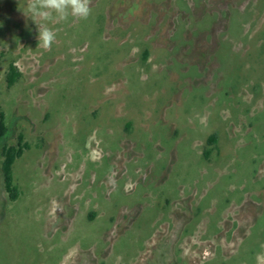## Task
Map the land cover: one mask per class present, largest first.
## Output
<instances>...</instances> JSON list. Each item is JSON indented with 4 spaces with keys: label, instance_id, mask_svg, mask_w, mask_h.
Wrapping results in <instances>:
<instances>
[{
    "label": "rangeland",
    "instance_id": "obj_1",
    "mask_svg": "<svg viewBox=\"0 0 264 264\" xmlns=\"http://www.w3.org/2000/svg\"><path fill=\"white\" fill-rule=\"evenodd\" d=\"M26 5L0 0V150L28 144L0 264H264V0H92L49 50Z\"/></svg>",
    "mask_w": 264,
    "mask_h": 264
},
{
    "label": "clouds",
    "instance_id": "obj_2",
    "mask_svg": "<svg viewBox=\"0 0 264 264\" xmlns=\"http://www.w3.org/2000/svg\"><path fill=\"white\" fill-rule=\"evenodd\" d=\"M92 0H27L25 15L37 26L38 46L49 50L55 43L58 29L49 27L66 22L69 17L87 20L92 13Z\"/></svg>",
    "mask_w": 264,
    "mask_h": 264
},
{
    "label": "trees",
    "instance_id": "obj_3",
    "mask_svg": "<svg viewBox=\"0 0 264 264\" xmlns=\"http://www.w3.org/2000/svg\"><path fill=\"white\" fill-rule=\"evenodd\" d=\"M20 77V72L13 63H9L7 71L5 73V82L7 86L14 84ZM7 133V125L4 121V114L0 111V140ZM210 143L215 141V136L211 135L208 138ZM28 144L23 141L21 134L18 135L17 141L11 144H5L0 150V169L2 172L3 186L8 193L10 199L14 200L17 197L16 186L13 184L12 179V165L16 158L20 157Z\"/></svg>",
    "mask_w": 264,
    "mask_h": 264
},
{
    "label": "bare ground",
    "instance_id": "obj_4",
    "mask_svg": "<svg viewBox=\"0 0 264 264\" xmlns=\"http://www.w3.org/2000/svg\"><path fill=\"white\" fill-rule=\"evenodd\" d=\"M175 223V222H174ZM179 225V224H178ZM176 226V225H175ZM176 232H177V230H176ZM170 235V234H169ZM169 238V237H168ZM171 241V240H170ZM169 241V242H170ZM172 242V241H171ZM162 244V243H161ZM158 245H160V243L158 244ZM160 247V246H159ZM200 247V246H199ZM170 248H172V247H170ZM189 248V247H188ZM170 250V249H169ZM183 251H184V249H183ZM189 251H190V249H189ZM187 254H188V252H187ZM200 255V254H199ZM198 258H199V256H198ZM167 260V259H166ZM170 260V259H169ZM169 262V261H168Z\"/></svg>",
    "mask_w": 264,
    "mask_h": 264
}]
</instances>
